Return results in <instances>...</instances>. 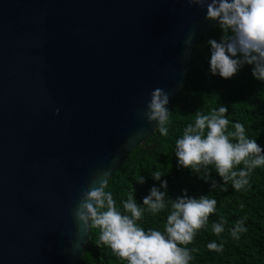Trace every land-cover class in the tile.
Wrapping results in <instances>:
<instances>
[{
    "label": "water",
    "instance_id": "95a60500",
    "mask_svg": "<svg viewBox=\"0 0 264 264\" xmlns=\"http://www.w3.org/2000/svg\"><path fill=\"white\" fill-rule=\"evenodd\" d=\"M205 16L186 0H0V264H80L81 193L156 131L154 89L171 112L217 27Z\"/></svg>",
    "mask_w": 264,
    "mask_h": 264
},
{
    "label": "clouds",
    "instance_id": "9594fccd",
    "mask_svg": "<svg viewBox=\"0 0 264 264\" xmlns=\"http://www.w3.org/2000/svg\"><path fill=\"white\" fill-rule=\"evenodd\" d=\"M189 6L206 9L205 19L215 22L221 30L219 40L209 39L211 48L210 70L227 80L233 78L244 65H251L252 75L264 82V0H186ZM194 33L189 34L185 45H191ZM170 96L162 88L150 93V100L143 112L149 124L156 122V130L167 137L169 128ZM58 111V110H57ZM227 108L218 106L207 114L198 110L193 122L183 129L181 138L175 142L178 165L199 174L206 182L215 170L223 185L211 181V189L231 183L236 192L251 188L250 176L257 168L264 167V148L249 138L245 126L236 122L229 126ZM139 135V133L137 134ZM115 163V160H113ZM111 169H101L89 181L81 193L72 215L80 232L90 228L100 230L99 242L127 264H191L195 249L187 247L195 241L197 233L206 228L209 218L216 213L217 200L209 195L189 197L187 190L175 200L168 199L167 192L156 187L143 198L142 206L134 197V190L122 207L117 205L113 194L106 191ZM159 171L153 179L160 181ZM141 177L138 183H144ZM161 189H167L163 181ZM170 205L163 230L145 229L141 222L145 213L156 215ZM226 221L212 223L214 234L225 231ZM243 220H237L230 235L238 240L247 232ZM78 247V245H76ZM210 251L222 252L223 244L215 241L207 245Z\"/></svg>",
    "mask_w": 264,
    "mask_h": 264
},
{
    "label": "trees",
    "instance_id": "16d2710c",
    "mask_svg": "<svg viewBox=\"0 0 264 264\" xmlns=\"http://www.w3.org/2000/svg\"><path fill=\"white\" fill-rule=\"evenodd\" d=\"M221 35L217 26L197 40L186 86L176 97L169 115L168 136H162L156 130L122 161L108 182L106 191L112 192L120 207L133 190L137 203L142 206L143 198L150 194L153 187L166 191L170 200L183 196L184 190L189 197L209 195L217 200V210L210 216L208 226L200 230L195 241L187 246L195 249L191 264H264V167L255 169L251 174L250 189L236 192L229 182L225 185L228 191L223 192L219 187L211 189L212 180L223 185L214 169L206 182L199 174L180 167L175 157V142L181 138L187 124L193 122V115L198 110L207 114L218 106L227 108L230 130L236 122L242 123L248 137L264 148V82L253 77L251 65H244L233 78L227 80L211 73L208 40H219ZM156 171L162 175L160 181L153 179ZM141 177L145 181L142 184L138 183ZM165 180L166 190L160 188ZM169 212L170 205L156 215L146 212L142 227L163 230ZM221 219L226 221L225 231L217 236L211 225ZM237 220H243L244 227L248 229L240 234L238 240L230 235ZM99 235L98 228H90L80 264H127L99 242ZM213 241L223 244L222 252L208 249L207 245Z\"/></svg>",
    "mask_w": 264,
    "mask_h": 264
}]
</instances>
